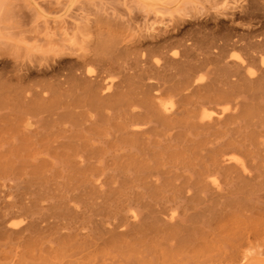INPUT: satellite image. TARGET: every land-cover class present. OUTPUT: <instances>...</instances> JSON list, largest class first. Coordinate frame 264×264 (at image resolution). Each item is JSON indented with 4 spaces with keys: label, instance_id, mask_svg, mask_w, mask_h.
<instances>
[{
    "label": "bare ground",
    "instance_id": "bare-ground-1",
    "mask_svg": "<svg viewBox=\"0 0 264 264\" xmlns=\"http://www.w3.org/2000/svg\"><path fill=\"white\" fill-rule=\"evenodd\" d=\"M183 22L143 37L86 17L14 75L0 264L262 262L249 254H264V19L244 43Z\"/></svg>",
    "mask_w": 264,
    "mask_h": 264
},
{
    "label": "rangeland",
    "instance_id": "rangeland-1",
    "mask_svg": "<svg viewBox=\"0 0 264 264\" xmlns=\"http://www.w3.org/2000/svg\"><path fill=\"white\" fill-rule=\"evenodd\" d=\"M251 2L250 6V0H4L0 9V105L7 112L5 103L10 100L12 87L17 85L14 75L25 72L29 64L39 61L42 54L50 49H61L70 41L74 28L82 25L86 17L106 15L122 18L128 21L136 35L143 37L163 36L177 24L190 21L195 24L183 22L184 31L187 27H199L201 31L197 30L201 33L230 34L232 40L238 36L241 39L240 35L245 32L241 41L244 43L246 31L260 27L259 23L264 19V16L261 18L263 10L259 12L254 1ZM249 8H253L256 17L250 15L252 11ZM256 21L258 24L254 23ZM235 47L230 49V53L228 47V56L243 58V49L240 50L239 45ZM36 80L32 74L28 84ZM21 218L15 221H21ZM14 255L17 256L1 254L5 263L15 258ZM63 255L54 254L53 260L56 261L53 263L61 264L69 254ZM249 255L258 256L262 261L259 263L264 264V254Z\"/></svg>",
    "mask_w": 264,
    "mask_h": 264
}]
</instances>
